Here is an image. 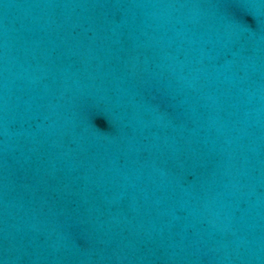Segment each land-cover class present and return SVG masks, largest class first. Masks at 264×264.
Segmentation results:
<instances>
[{
	"label": "water",
	"instance_id": "95a60500",
	"mask_svg": "<svg viewBox=\"0 0 264 264\" xmlns=\"http://www.w3.org/2000/svg\"><path fill=\"white\" fill-rule=\"evenodd\" d=\"M0 264H264V0H0Z\"/></svg>",
	"mask_w": 264,
	"mask_h": 264
}]
</instances>
